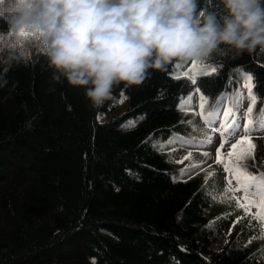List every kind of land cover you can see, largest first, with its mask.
Here are the masks:
<instances>
[{"label": "trees", "instance_id": "trees-1", "mask_svg": "<svg viewBox=\"0 0 264 264\" xmlns=\"http://www.w3.org/2000/svg\"><path fill=\"white\" fill-rule=\"evenodd\" d=\"M200 11L225 14L221 0H198ZM8 32L2 14L0 33ZM39 48L0 53V264H264L256 208L246 215L235 200L221 201L223 189L213 191L200 165L174 163L164 146H204L211 132L201 113L225 91L247 96L237 69L253 76L254 115L264 108L260 48L237 55L221 45L196 61L217 71L195 84L193 61L150 69L139 84L114 86L101 107ZM189 94L191 108L179 111ZM251 142L249 171L264 173L259 141ZM219 227L227 241L214 251Z\"/></svg>", "mask_w": 264, "mask_h": 264}, {"label": "clouds", "instance_id": "clouds-1", "mask_svg": "<svg viewBox=\"0 0 264 264\" xmlns=\"http://www.w3.org/2000/svg\"><path fill=\"white\" fill-rule=\"evenodd\" d=\"M221 2V17L198 12V0H4L2 10L12 32L37 34L49 64L101 107L150 69L205 60L221 45L264 50V0Z\"/></svg>", "mask_w": 264, "mask_h": 264}, {"label": "snow or ice", "instance_id": "snow-or-ice-1", "mask_svg": "<svg viewBox=\"0 0 264 264\" xmlns=\"http://www.w3.org/2000/svg\"><path fill=\"white\" fill-rule=\"evenodd\" d=\"M4 0H0L2 4ZM23 34V32H22ZM179 67V65H177ZM217 68L215 66H209L207 64H200L197 66V62L193 61V68L191 69V75L189 79L193 84L196 83L197 76L210 75L215 73ZM237 74L245 82L244 87L247 89V96L239 89L233 91L230 95L227 91L221 93L214 104L201 115L204 122L212 126L213 130L217 124H219L220 134L223 137L220 148L224 147V144L228 142L229 138H234L239 134V139L235 143L230 145L228 152L221 155L220 150H217V164H223L224 171L229 174L226 177V187L222 190L223 195L219 197L221 201L232 199L236 202L237 208H243L245 214H249L252 208H256L254 218L261 223V238H264V173L250 172L248 160H254L255 145L252 141V134L255 132H264V108H261L258 113L254 115L255 105L257 103V97L253 92V76L251 73H245L244 69H237ZM188 75V73H183ZM176 78H179L177 76ZM228 87H231V81L228 83ZM199 92V88L196 89ZM249 101V107L244 113L245 123L241 125L237 122V111L242 107L244 99ZM200 108L204 109L206 104V98L201 93ZM225 101H228L227 108L224 107ZM123 102V98L120 101ZM192 106V95L179 98L177 109L179 111H186ZM222 117V120H221ZM129 126H135V122H130ZM178 136L172 137L169 143L180 140ZM184 143H191L189 140L183 141ZM212 137L205 135L202 140L198 142L199 145L211 144ZM207 156V153H204ZM190 158V157H189ZM252 167H255L253 164ZM192 168H199V164L193 163ZM187 169L181 170V175L187 174ZM236 193L241 195L237 196ZM95 264V260L92 261Z\"/></svg>", "mask_w": 264, "mask_h": 264}, {"label": "rangeland", "instance_id": "rangeland-1", "mask_svg": "<svg viewBox=\"0 0 264 264\" xmlns=\"http://www.w3.org/2000/svg\"><path fill=\"white\" fill-rule=\"evenodd\" d=\"M4 14L6 16V19L9 20V16L7 13H5L2 10V4H0V16ZM23 32V34H22ZM42 47L40 44V37L27 30H21L19 32H8L7 34H1L0 33V53L3 51H10V50H17V52L20 53H26L27 50H30V48H39ZM41 52L42 48H39ZM22 55V54H20ZM25 56V55H23ZM260 61L262 62L264 60V50H261ZM122 99V98H121ZM121 99L119 100L120 104ZM244 110L242 111V113ZM106 116H104L103 119H105ZM237 122L243 126L242 119L237 117ZM253 136H256L260 143H259V151L260 153H264V132H255L252 134ZM213 136L215 140L217 141V144L219 142H222L223 137L221 134H217V131L213 130ZM239 134L236 136L238 137ZM236 137L229 138L228 142L224 144V147L231 143ZM165 146L167 155L172 158V160L178 164L184 163L186 165H193V163L199 164L202 166V169L206 175L207 181L212 184V188L218 189V188H225L226 185V177L229 176L228 173L224 171V168L221 165H216V147H212L207 151V156L203 155L200 157H195V154L191 152L190 147H181L177 144H170L169 146ZM190 157V158H189ZM249 170H252V161L248 162ZM239 195H241L239 193ZM238 195V196H239ZM226 230L218 229L216 232V239L213 241L211 245L212 250H219L222 246V244L226 241L225 234Z\"/></svg>", "mask_w": 264, "mask_h": 264}]
</instances>
